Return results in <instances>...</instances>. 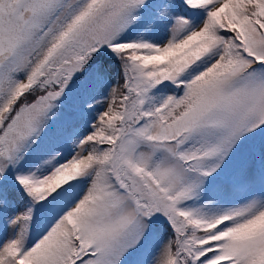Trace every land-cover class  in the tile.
<instances>
[{"label": "snow or ice", "instance_id": "1", "mask_svg": "<svg viewBox=\"0 0 264 264\" xmlns=\"http://www.w3.org/2000/svg\"><path fill=\"white\" fill-rule=\"evenodd\" d=\"M0 264H264V0H0Z\"/></svg>", "mask_w": 264, "mask_h": 264}]
</instances>
